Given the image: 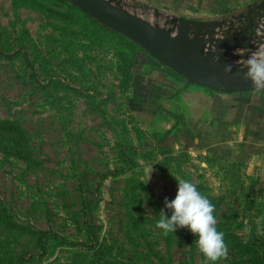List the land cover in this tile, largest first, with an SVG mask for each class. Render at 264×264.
I'll use <instances>...</instances> for the list:
<instances>
[{
	"label": "rangeland",
	"instance_id": "374dc122",
	"mask_svg": "<svg viewBox=\"0 0 264 264\" xmlns=\"http://www.w3.org/2000/svg\"><path fill=\"white\" fill-rule=\"evenodd\" d=\"M139 48L61 0H0V264H229L187 227H156L176 179L218 199V231L264 259V166L176 142L185 129L159 143L169 115Z\"/></svg>",
	"mask_w": 264,
	"mask_h": 264
},
{
	"label": "crops",
	"instance_id": "0c3cea01",
	"mask_svg": "<svg viewBox=\"0 0 264 264\" xmlns=\"http://www.w3.org/2000/svg\"><path fill=\"white\" fill-rule=\"evenodd\" d=\"M143 7H151L150 21L164 25L166 15H183L204 20L226 19L246 14L264 0H140ZM146 18V17H145ZM255 27L251 46L236 49L246 57L257 49H264V6L255 13ZM244 22H247L245 19ZM138 52L152 72L144 74L150 80L153 112L167 114L164 121L171 129V138L183 132L193 149L208 151L222 160H240L246 167L264 166V87L241 92H224L196 83L159 64L144 50ZM251 51V52H250ZM229 58V55L228 57ZM245 58H235L243 62ZM235 75V74H234ZM233 75V76H234ZM171 87H167V86ZM173 86V87H172ZM186 127V128H185ZM175 142V141H174Z\"/></svg>",
	"mask_w": 264,
	"mask_h": 264
},
{
	"label": "water",
	"instance_id": "95a60500",
	"mask_svg": "<svg viewBox=\"0 0 264 264\" xmlns=\"http://www.w3.org/2000/svg\"><path fill=\"white\" fill-rule=\"evenodd\" d=\"M69 2L138 44L159 64L178 73L187 82L224 92L259 89L244 78L247 69L243 68V62H234L236 57L247 59L236 49L251 46L255 27L260 21L254 20L252 10L232 16L230 20L166 15L164 25H160L122 7L119 0ZM263 6L264 1L256 6L257 11ZM228 65H231L230 71L225 70Z\"/></svg>",
	"mask_w": 264,
	"mask_h": 264
},
{
	"label": "clouds",
	"instance_id": "9594fccd",
	"mask_svg": "<svg viewBox=\"0 0 264 264\" xmlns=\"http://www.w3.org/2000/svg\"><path fill=\"white\" fill-rule=\"evenodd\" d=\"M243 68L247 69L244 78L254 88L264 87V49L250 53L243 61ZM225 70L230 71L231 65ZM176 180L178 189L175 198L171 201L165 198V208L172 210L171 216L161 209L156 227L165 236L174 233L177 228L187 227L197 237L195 244L208 261L227 259L228 246L224 233L217 229L215 206L198 191L195 184L184 179Z\"/></svg>",
	"mask_w": 264,
	"mask_h": 264
},
{
	"label": "trees",
	"instance_id": "16d2710c",
	"mask_svg": "<svg viewBox=\"0 0 264 264\" xmlns=\"http://www.w3.org/2000/svg\"><path fill=\"white\" fill-rule=\"evenodd\" d=\"M64 3H67L70 7L77 9L78 11H80L83 15H85L86 17H88L89 19H91L92 21L96 22L97 24H99L101 27L108 29L120 36H123L122 34L104 26L103 24H101L100 22H98L96 19H94L93 17H91L90 15H88L87 13L81 11L77 6L73 5L72 3L69 2V0H61ZM250 10H252L254 12V14L257 12V8L256 7H252L250 8ZM140 47V46H139ZM140 50H143L142 48H139ZM132 68L128 67L127 71H126V78L127 80L129 78H133V74H132ZM176 73V72H174ZM178 74V73H177ZM171 135V129H167L166 131H164L163 133H161L158 142L159 143H166L169 142V137ZM211 203L213 202H217L218 199L216 198H212V197H206ZM224 233V240L228 246V252L229 254L232 256V260L231 262H229V264H264V259L263 257H261L258 253V249L251 247V246H246L241 242H234L231 243L232 239H234L235 235L230 233V232H223ZM202 254V253H201ZM203 258L204 255L202 254ZM209 264V263H208Z\"/></svg>",
	"mask_w": 264,
	"mask_h": 264
},
{
	"label": "built area",
	"instance_id": "2783aa9c",
	"mask_svg": "<svg viewBox=\"0 0 264 264\" xmlns=\"http://www.w3.org/2000/svg\"><path fill=\"white\" fill-rule=\"evenodd\" d=\"M119 2H120V5L122 4V0H119ZM132 12V11H131ZM134 13V12H133ZM135 14H137V13H135ZM143 17V16H142ZM264 26V25H263Z\"/></svg>",
	"mask_w": 264,
	"mask_h": 264
}]
</instances>
